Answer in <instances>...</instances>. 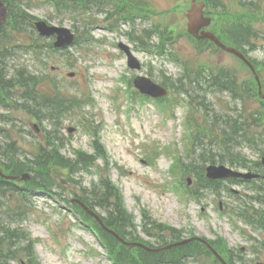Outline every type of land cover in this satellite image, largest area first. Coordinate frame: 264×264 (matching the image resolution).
<instances>
[{"label":"rangeland","instance_id":"374dc122","mask_svg":"<svg viewBox=\"0 0 264 264\" xmlns=\"http://www.w3.org/2000/svg\"><path fill=\"white\" fill-rule=\"evenodd\" d=\"M8 1L15 14L22 5L35 19L71 28L76 40L57 50L46 49L49 41L40 40L42 46L36 55L21 46L6 65L11 75L18 67L37 68L43 95L56 99L59 106L64 102L68 111L61 113L58 107L54 113L46 106L41 111L44 120L40 121L19 102H11L1 109L5 117L0 119V128L9 130L7 141L15 140L20 148L17 154L27 160L49 150L48 141L54 146L49 134L56 137L60 154L79 159L72 171L63 168L56 173L53 167L52 173L57 174L53 192L60 194L61 201L42 189L33 195L13 189L0 194L1 262L27 264L28 246L34 249L40 264H115L91 229L93 221L88 220L87 226L70 206V199L76 195L104 200L108 196L102 197V184L107 182L114 186L115 197L144 240L154 242L150 235L157 234L155 225L177 228L183 230V238L200 235L216 241L227 256L235 253L236 258L242 257V264H264V247L256 242L257 233L244 227L232 212L238 209V199L229 189L241 190L240 186L225 180L221 192L199 187L211 162L247 171L252 162L262 159L264 154L260 145L253 144L252 136L264 134V100L258 96L254 75L242 60L210 41L189 35L186 11L191 0H130L142 6L129 8L130 15L146 16L133 22L120 20L112 7L111 12L106 6L92 5L87 13H69L55 6V0ZM56 1L58 5L64 2ZM212 3L216 5L210 3L216 15L212 30L218 32L231 20L251 24L254 50L246 51L257 65L264 90V0ZM11 28L6 31L11 41L34 44L29 29ZM121 42L133 46L141 70L128 66L127 55L119 47ZM209 71L214 72L216 80L236 77L238 95L233 97L213 87L201 96L205 92L198 89L202 88L198 81ZM138 74L167 85L168 96L157 100L143 96L134 86ZM24 90L17 87L12 94L20 96ZM238 116L246 122L249 140L238 136ZM227 119L229 125L223 131L221 125H226ZM213 120L218 123L213 124ZM2 140L5 137L0 133ZM3 148L6 151V146ZM86 154L92 160L88 167L80 166ZM52 159L47 158L50 167ZM18 184L23 187L24 183ZM114 198L108 199L110 204ZM98 210L107 216V209ZM8 230L15 231L16 237L8 238ZM197 263L216 264L210 256L199 257Z\"/></svg>","mask_w":264,"mask_h":264},{"label":"trees","instance_id":"16d2710c","mask_svg":"<svg viewBox=\"0 0 264 264\" xmlns=\"http://www.w3.org/2000/svg\"><path fill=\"white\" fill-rule=\"evenodd\" d=\"M84 0L79 1L80 4L87 5L86 3H83ZM74 3V1H73ZM19 23V24H18ZM24 24L26 26H24ZM240 25H242V28L240 32H237V34H230L229 32L231 30H223L222 34L230 39L232 42H234L239 47H243L247 44H250V38L252 34L250 33V26L247 24H244L243 22H239ZM28 26V28H27ZM14 27L17 31H21L22 27L25 29H29L31 33H35L34 26L32 24V17L23 9L18 10L17 14H14V12L11 9V20L9 21V24L5 26L0 31V107H8L9 102L17 103L19 102V106L22 109H25L29 114L36 117L40 121H43V116L41 115V111L44 109V107H52L55 111L59 107L61 113L67 112L68 108H65L64 103L62 102L61 105H57V100L53 99L50 96H44L42 90L39 88V77L37 74H35L31 70L27 69H15V73L8 76L7 72H4L1 66L2 63V57L9 51L12 52V55L15 54V46H12V48H9L7 45L1 46L2 42L8 41L11 36L6 33V31ZM12 29V28H11ZM36 34V33H35ZM36 37L40 38L36 35ZM42 39V38H41ZM40 39V40H41ZM42 45L37 44L36 50H39ZM46 49L53 48L52 44L45 45ZM17 87H23L25 90L20 94V96H15L12 94V90H17ZM230 87L231 86H227ZM54 115V114H51ZM8 139L10 138L9 135ZM51 140L53 141V147L51 142L48 141L50 148L46 152H42L38 157L35 159H27L25 158L21 159V157L17 154L20 153L18 150V147L15 145L16 142L12 141L11 143H7L6 146H8L9 154H6L7 159L5 160L4 157L0 158L1 166L5 168V170L18 174L23 171H32L33 177L30 181L26 182L24 184L23 190L18 188L22 191H30L33 192L37 188L45 189L48 191H52V189L56 188L53 187V183L56 184V176H57V170H63L67 169L69 171L74 170V165H77L78 159H69L68 157L63 156L60 154L61 148L56 144V138L49 135ZM52 149V151H51ZM52 153V156H49V154ZM18 156V157H17ZM53 157V159H52ZM47 158L53 160V166H49V162ZM56 169V173H52L53 167ZM58 167V168H57ZM48 171H45L47 170ZM59 176V175H58ZM0 183H7V181L0 178ZM104 186V192L102 193L103 196L108 197H115L117 193L115 192L114 188L109 185L107 182L102 184ZM4 187V185H2ZM106 197L104 200H97L92 201V198L83 197V200L87 202L90 206H99L102 209H107V216L105 218L107 224L109 226H113L119 233H121L124 237L125 234V227L133 225L134 223L132 220L129 219V217L126 214V211L124 210L123 206L119 204V201L117 197H115V201L111 204L109 203L108 198ZM260 217H262V214H260ZM131 231V229H130ZM15 236V235H14ZM13 235L10 236L14 237ZM131 239L135 240L136 236L131 234ZM160 239V236H159ZM161 239H163L164 242H166L165 236H161ZM107 245L109 247L110 254L116 257L117 260L120 259H127L131 258L133 264H183L184 258L186 255L195 253L199 254L201 253L204 248L202 245L195 243L191 244L185 247H178L171 250H168L166 252L162 253H149L143 249H138L137 253L132 256L130 253H128V250L125 247L119 248L117 245H119L118 241L113 238L112 236L108 237ZM185 248H189V251L187 254L182 253ZM32 250H29V258L33 262V264H38L34 261ZM131 261V260H129Z\"/></svg>","mask_w":264,"mask_h":264},{"label":"water","instance_id":"95a60500","mask_svg":"<svg viewBox=\"0 0 264 264\" xmlns=\"http://www.w3.org/2000/svg\"><path fill=\"white\" fill-rule=\"evenodd\" d=\"M203 7L204 4L200 3L197 4L196 0H193L192 3V8L188 11V17H189V31L192 34H195L197 37H209L211 38L213 41H215L219 46L241 56L242 54L230 47V46H226L223 43H221L219 41V39L211 32H202V35H198V31L199 29L203 26V25H208L210 23V19L204 17L203 15ZM7 18V7L5 6L4 2H2L0 0V27L3 25V23L6 21ZM38 30L41 32L42 35H52L55 33H58V40L56 42L57 46H66L69 43H71L73 41V35L71 33V31L67 28H61V27H54V26H48L46 24V22L44 21H38L36 23ZM125 47V46H124ZM126 50L129 52L128 47H125ZM130 64L134 67H140L139 63L133 58V56H131L130 54ZM249 65L253 68V66L249 63ZM136 84L138 87L141 88V90L143 92L149 93L151 95L154 96H161L163 94L166 93L165 89L162 88L161 86L153 83V81H151L150 79L146 78V77H139L136 79ZM209 170V176L211 177H223V176H228L233 174L231 170L226 169L224 167H215V166H211L208 168ZM0 172L2 173V171L0 170ZM8 178H12V179H18L19 177H15V176H6ZM22 178H28V175L25 174L24 176H22ZM84 208L85 210L95 216L98 221L101 223V225L108 230V228L103 224V221L101 219V217H99L93 210H91L86 204H84L81 201H78ZM112 233H114L113 231H110ZM116 235V233H114ZM122 242H124L125 244L129 245V246H133V245H139V246H143L145 247L143 244L141 243H130V242H125L120 236L116 235Z\"/></svg>","mask_w":264,"mask_h":264}]
</instances>
